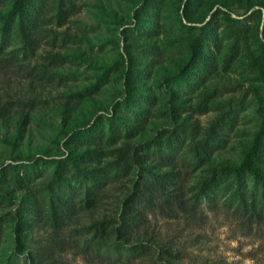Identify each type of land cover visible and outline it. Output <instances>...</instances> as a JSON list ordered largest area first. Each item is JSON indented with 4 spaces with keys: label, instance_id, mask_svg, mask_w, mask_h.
I'll list each match as a JSON object with an SVG mask.
<instances>
[{
    "label": "rangeland",
    "instance_id": "rangeland-1",
    "mask_svg": "<svg viewBox=\"0 0 264 264\" xmlns=\"http://www.w3.org/2000/svg\"><path fill=\"white\" fill-rule=\"evenodd\" d=\"M13 1L3 0L0 13L7 12ZM187 1L167 0L159 16L158 34L143 39V50L148 48L147 44L154 46L152 50H163L153 62L150 78L144 80L158 103L138 135L114 146L141 144L157 137L165 139L166 132L181 129L185 134L183 151L202 152L199 147L215 133L213 147L204 148L208 151L203 155L205 162L201 168L183 173L179 185L185 199L193 196V189L209 167L237 166L241 162L260 129L257 104L261 98L264 103L258 70L251 65L252 57L264 55V23L253 14L260 7L247 10V6L264 0H203L193 8L190 18L185 17ZM220 1L227 2L232 17L244 24L241 52L228 70L221 61L228 56L234 39L218 10ZM143 2L78 0L79 12L66 19L57 18V10L48 12L50 20L42 26L43 34L32 56L10 64L1 63L6 55L0 58V164L11 163L19 156L60 157L65 151L60 142L66 131L85 119L106 114L122 99L120 70L114 67L119 58L115 44L119 43L123 51L124 27L136 24L133 15ZM182 21L214 29L219 67L206 81L170 100L157 86L163 75L177 71L185 58L171 50L188 37L179 30ZM18 47L11 46L7 53ZM107 73L111 80L102 83L93 98L81 101L76 97ZM25 115L28 123L19 136V121ZM155 171L166 173L173 168L159 167ZM134 179L130 176L110 186L109 197L98 208L79 212L61 234L51 228L36 230L33 246L42 254L45 264H114L107 258L106 248L100 249L91 242L90 227L98 220L119 214ZM221 205L219 202L215 209L203 201L195 213L182 210L178 204L162 202L144 208L145 220L132 243L150 244L153 251L135 264H264V219L240 217ZM1 254L3 259L12 255L6 246Z\"/></svg>",
    "mask_w": 264,
    "mask_h": 264
},
{
    "label": "trees",
    "instance_id": "trees-1",
    "mask_svg": "<svg viewBox=\"0 0 264 264\" xmlns=\"http://www.w3.org/2000/svg\"><path fill=\"white\" fill-rule=\"evenodd\" d=\"M78 0H14L7 12L0 13V58L10 64L32 56L40 41L42 26L50 19L47 14L57 10V18L66 19L79 12ZM203 0H188L185 17L190 18L193 8ZM3 0H0V4ZM167 0H144L133 15L135 25L124 27L126 42L123 51L115 44L119 58L115 69L120 70L122 99L104 115L85 119L79 126L65 132L60 142L64 152L60 157L19 156L11 163L0 164V264H45L42 254L35 250L33 233L40 228H51L56 234L68 228L79 212L98 208L109 197V187L134 176L133 187L122 201L116 217L98 220L90 227L91 242L107 249V258L114 264H135L152 254L153 247L144 242L132 243L136 231L145 220L144 208L157 202L178 204L187 212H198L206 201L211 208L222 207L240 217L260 221L264 219V103L261 98L257 112L260 129L243 159L237 166H211L205 177L193 189L191 198L185 199L182 185L184 172L197 171L205 162L204 153L213 147L216 135L209 136L201 150L183 151L185 134L181 129L165 133V139L153 138L144 143H124V139L138 135L158 103L157 97L144 80L150 78L156 56L163 50L147 44L143 39L158 34L159 16ZM230 36L232 49L224 61L225 70L232 67L241 52L244 37L243 21L233 18L228 3L219 2ZM264 23V1L247 6ZM179 30L188 34L181 44L171 50L184 54L182 65L173 74H164L157 88L170 100L179 92L192 88L209 78L219 67L214 46L217 35L212 27H198L181 22ZM264 30V24H263ZM264 35V32H263ZM18 49L7 53L8 48ZM264 46V45H263ZM152 56V57H149ZM258 70L264 91V55L251 58ZM108 73L86 92L76 97L85 101L100 92L101 84L110 81ZM264 96V93H263ZM30 106V105H29ZM28 123L27 115L19 121L21 136ZM164 138V136H163ZM204 148L208 149L207 151ZM183 151V152H181ZM113 157L112 160L106 158ZM172 167L173 171L157 173L156 168ZM41 180V182H39ZM21 194V195H18ZM4 246L12 253L2 258ZM99 249V250H100ZM28 251V253H27Z\"/></svg>",
    "mask_w": 264,
    "mask_h": 264
}]
</instances>
